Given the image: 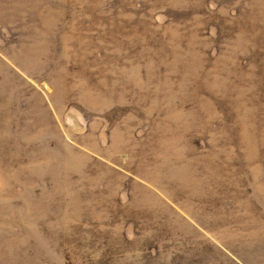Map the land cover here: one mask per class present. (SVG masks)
Instances as JSON below:
<instances>
[{
	"label": "rangeland",
	"instance_id": "1",
	"mask_svg": "<svg viewBox=\"0 0 264 264\" xmlns=\"http://www.w3.org/2000/svg\"><path fill=\"white\" fill-rule=\"evenodd\" d=\"M0 264H264V0H0Z\"/></svg>",
	"mask_w": 264,
	"mask_h": 264
}]
</instances>
